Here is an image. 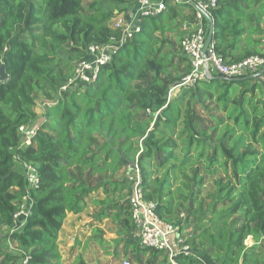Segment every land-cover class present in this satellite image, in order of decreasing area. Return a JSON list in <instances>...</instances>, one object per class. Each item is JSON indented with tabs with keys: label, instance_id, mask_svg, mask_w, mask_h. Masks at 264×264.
Instances as JSON below:
<instances>
[{
	"label": "trees",
	"instance_id": "16d2710c",
	"mask_svg": "<svg viewBox=\"0 0 264 264\" xmlns=\"http://www.w3.org/2000/svg\"><path fill=\"white\" fill-rule=\"evenodd\" d=\"M135 2L0 0V67L7 74L0 79V264L24 256L27 264H68L59 232L69 214L90 204L98 207L95 220L112 218L117 236L126 237L115 256L167 262L165 252L140 246L133 234L127 165L135 160L161 220L179 231L201 223L191 254L173 256L177 264H264V72L198 81L170 97L189 65L184 54L175 62L164 51L166 33L179 27L177 18L193 21V4L165 0L160 14L140 18V31L100 65L94 82L56 98L90 44L119 36L111 22ZM211 17L214 50L224 61L261 53L264 0H216ZM245 32L257 38L238 49ZM38 95L56 98L41 117ZM210 100L223 114L208 121L197 107ZM38 118L31 143L20 147L18 127ZM24 163L36 169L38 187H28ZM23 195L30 213L11 231ZM101 233L95 226L90 239L105 243ZM74 243L80 245L77 237ZM70 264L89 263L77 254Z\"/></svg>",
	"mask_w": 264,
	"mask_h": 264
},
{
	"label": "built area",
	"instance_id": "2783aa9c",
	"mask_svg": "<svg viewBox=\"0 0 264 264\" xmlns=\"http://www.w3.org/2000/svg\"><path fill=\"white\" fill-rule=\"evenodd\" d=\"M168 2H185L191 3L193 6L196 5L194 19L192 22L183 25V35L180 39V48L187 59L189 71L171 90L182 85L191 86L198 81H204L208 79L209 74L221 75L226 78H240L255 74L262 68L264 42L260 54L252 55L236 63L224 61L215 52L212 41L205 53L202 52L209 27L204 12L211 14V9L215 7L216 0H168ZM165 8V0H136L134 11L130 17L116 19L112 23L113 28L119 30V36L112 37L104 44H90L86 49L85 57L75 65L71 77L58 87L56 98L74 88H81V86L94 82L100 65L107 63L115 50L140 31V18L143 16H156ZM56 98L44 101V107L53 106L56 103ZM37 124L38 122L33 121L18 127L21 137L20 147L31 143L37 130ZM23 169L28 187H38L39 177L36 169L26 163L23 164ZM127 176L131 181V189L127 197L128 206L130 218L134 225L133 234L137 243L142 247L165 252L167 262L164 264H177L173 259L175 254H191L190 239L192 235L181 234L182 232L179 231L178 226L167 224L159 218L155 212L156 202L144 196L141 171L136 160L127 165ZM31 204L32 201L27 195L21 197L18 208L13 214L11 231L18 230L24 225L30 213ZM27 260L28 256L20 257L13 264H27ZM123 264H129V262L125 260Z\"/></svg>",
	"mask_w": 264,
	"mask_h": 264
},
{
	"label": "rangeland",
	"instance_id": "374dc122",
	"mask_svg": "<svg viewBox=\"0 0 264 264\" xmlns=\"http://www.w3.org/2000/svg\"><path fill=\"white\" fill-rule=\"evenodd\" d=\"M189 85H182L177 88H175L171 94L170 97H173L174 95H182L186 88ZM38 104L35 105L36 109L39 111L40 106L42 105V101L40 99L37 100ZM207 106H198L197 110L199 113L205 118V120L211 121L210 115H222V111L218 104L214 102V100L206 101L204 102ZM42 107V106H41ZM41 112H39V115ZM40 118L37 119L36 122H39ZM42 121V120H41ZM197 153V152H196ZM194 153V155L196 154ZM98 193H93L92 195L94 197H97ZM99 195L98 197H100ZM97 206L89 205L83 212L80 213V215H71L69 214L68 221L65 220L64 228L61 230L59 240H61V253L62 256L65 259H68L67 263L70 262L72 259L76 257L77 254H82L84 259L89 264H123V261H128L129 264H135L134 260L130 256H123V254H119L118 256H115L113 253V250L115 248V244H118L117 247L122 248L123 241L126 237H122L120 239L116 232V223L112 220V218H103L101 220H95L93 217V214L97 211ZM76 225L77 228H76ZM95 226H98L101 228L102 233L101 236L106 238V242L98 244L95 240L90 239V236L93 235V229ZM181 234L186 235H193L196 231L201 229V223H190L188 225L181 226ZM2 236H6L5 233L2 234ZM75 237L78 238V241L80 242V245H77L74 243ZM121 241H118V240ZM68 240V241H66ZM67 242V243H66ZM248 242V240H247ZM74 245V251L70 248ZM147 260V257H144V263L143 264H149ZM206 261V264H214L212 261L204 259ZM166 263V262H164ZM163 263V264H164Z\"/></svg>",
	"mask_w": 264,
	"mask_h": 264
},
{
	"label": "crops",
	"instance_id": "0c3cea01",
	"mask_svg": "<svg viewBox=\"0 0 264 264\" xmlns=\"http://www.w3.org/2000/svg\"><path fill=\"white\" fill-rule=\"evenodd\" d=\"M171 4L174 5V4H177V3H171ZM134 8H135V4H134V5L132 6V8H130L127 12L122 13L120 16H118V17H116L114 20H112L111 23H113V21H115L116 19H120V18H128V17H130V16L132 15V12L134 11ZM182 14H183L184 16H188V15H189V13H188L187 10L184 11ZM187 21H188V20L184 18V20H182V21L180 22V20L177 18L176 21H175V24H178L179 27H177V29H175V30L172 31V32L169 31V32L166 33V38L169 40V43L166 45L164 51H166L169 55H170V51H171L173 54L170 55V56L172 57V59H173L175 62H178L179 57H177V56H183V53H182L181 48H180V39H181V37H182V35H183V28H182V27H183V25H184L185 23H188ZM261 25H262V24H261ZM247 37H250L251 39H256V38H257V36H256L255 34H248L247 32H245V33L242 35V41H241V43L239 44L238 49H243L244 47H251V44H249L248 42L245 41V39H246ZM238 49H237L236 53H240V52H241V51L238 50ZM185 63L188 64V62H185ZM38 99H40L42 102H44V100H43V96H42V95H38L37 98H36V104H35V105L38 104V102H37ZM41 106L44 107L43 103H42ZM41 106H40V108H39V111H38V110L36 109V107L34 106V110H35V112L38 114V117H41L42 114H43V108H42ZM39 112H41L40 115H39ZM66 221H68V218H67ZM64 223H65V222H64ZM63 226H64V225H63ZM77 226H78V225H76V228H77ZM63 228H64V227H62L61 230H62ZM10 230H11V228H10ZM61 230H60V232H59V235H60V233H61ZM59 237H60V236H59ZM66 241H68V240H66ZM59 242H60V244H61V240H59ZM251 242H252V240H251V238L249 237V238H248V243H251ZM66 243H67V242H66ZM2 245H3V247H8V246H9V248L11 247V244H10L9 241H7V240H5V241L2 243ZM60 247H61V245H60ZM70 248H71V246H70ZM71 249H72V248H71ZM63 258H64V257H63ZM64 259H65V258H64ZM65 260H68V259H65ZM72 261H73V259H72L70 262H68V264H70Z\"/></svg>",
	"mask_w": 264,
	"mask_h": 264
},
{
	"label": "water",
	"instance_id": "95a60500",
	"mask_svg": "<svg viewBox=\"0 0 264 264\" xmlns=\"http://www.w3.org/2000/svg\"><path fill=\"white\" fill-rule=\"evenodd\" d=\"M194 7H196V5L194 4ZM204 15L206 16L207 20H208V23H209V27H208V32H207V35H206V38H205V41H204V45H203V48H202V52L205 53L208 45L210 44V42L212 41V34H213V20H212V17H211V14L207 13V12H204ZM264 72V63L262 65V68L256 72L255 74H252L251 77H259L263 74ZM7 77V74L5 73V70H4V67L1 66L0 67V79H5ZM224 76H221V75H208V79H214V78H223ZM243 77H240V78H228V79H234V80H239V79H242Z\"/></svg>",
	"mask_w": 264,
	"mask_h": 264
}]
</instances>
